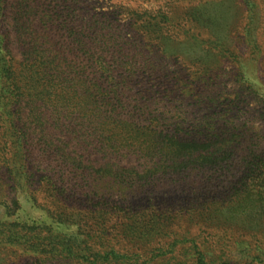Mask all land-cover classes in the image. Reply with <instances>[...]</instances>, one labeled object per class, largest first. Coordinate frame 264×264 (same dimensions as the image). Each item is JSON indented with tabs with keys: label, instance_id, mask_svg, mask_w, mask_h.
Masks as SVG:
<instances>
[{
	"label": "rangeland",
	"instance_id": "obj_1",
	"mask_svg": "<svg viewBox=\"0 0 264 264\" xmlns=\"http://www.w3.org/2000/svg\"><path fill=\"white\" fill-rule=\"evenodd\" d=\"M37 4L38 17L53 20L55 33L65 40L81 39L86 47L95 46L92 39L116 40L111 46L117 60L112 67L124 87L123 118L162 131L169 143L175 142L170 136L181 134L197 144H190L196 164L186 158L180 171L151 178L144 170L159 156L152 158L138 145L133 146L137 150H119V163L142 177L132 184L96 181V190H103L110 203L101 215L104 240L98 241L91 232L103 244L99 260L230 264V253H224L233 247L240 264H264V0H37ZM9 29V21H3L1 37ZM11 48L15 61H20L18 43L11 42ZM76 123L80 127L88 121L80 118ZM30 148L35 182L31 191L43 176L64 179L74 192L90 190L81 186L73 169L45 157L39 147ZM2 178L12 196L10 179ZM21 201L19 220L46 218L30 202ZM120 207H133V217L116 211ZM7 219L0 205V222ZM128 220L134 225L128 226ZM151 237L156 240L148 243ZM194 238L198 247L191 242ZM7 254L0 244V264H11L5 262L10 260Z\"/></svg>",
	"mask_w": 264,
	"mask_h": 264
},
{
	"label": "trees",
	"instance_id": "obj_2",
	"mask_svg": "<svg viewBox=\"0 0 264 264\" xmlns=\"http://www.w3.org/2000/svg\"><path fill=\"white\" fill-rule=\"evenodd\" d=\"M40 9L37 0H0V25L8 20L10 28L9 33L0 35V205L8 216L0 222V244L9 253L10 260L5 262L11 264L23 260L27 264L29 260L31 264H105L99 260L103 244L98 241L104 240L101 215L110 203L103 190H96V181L132 184L142 177L138 170L119 163V150H137L133 146L138 145L152 158L159 156L144 170L151 178L159 172L180 171L186 158L194 165L195 150H190V144H197L181 134L170 136L175 142L169 143L162 131L123 118L124 87L114 76L117 68L112 67L117 61L111 48L116 40L92 39L95 46L89 47L81 39L65 40L55 33L53 20L38 17ZM13 41L21 49L20 61L14 59ZM109 60L112 63L108 65ZM80 118H86L87 125L79 127L76 120ZM183 144L184 149L179 146ZM31 145L39 147L45 157H55L65 168L73 169L81 186L90 190L74 192L64 179L43 176L40 186L31 191L35 184L29 168ZM4 175L10 179L12 196L6 191ZM22 199L43 211L46 218L19 220L16 215L22 210ZM72 201L79 202L78 206H71ZM132 208L116 211L132 218ZM158 214L152 216L158 218ZM126 223L134 225L132 220ZM191 242L198 247L195 238ZM233 251L230 247L224 254L230 253V264H240ZM216 263L208 260L204 264Z\"/></svg>",
	"mask_w": 264,
	"mask_h": 264
}]
</instances>
